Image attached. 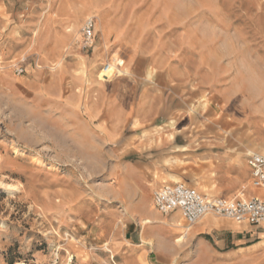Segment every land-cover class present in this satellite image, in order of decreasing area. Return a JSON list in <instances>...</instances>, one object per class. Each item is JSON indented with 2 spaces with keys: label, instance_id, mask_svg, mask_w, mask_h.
I'll list each match as a JSON object with an SVG mask.
<instances>
[{
  "label": "rangeland",
  "instance_id": "obj_1",
  "mask_svg": "<svg viewBox=\"0 0 264 264\" xmlns=\"http://www.w3.org/2000/svg\"><path fill=\"white\" fill-rule=\"evenodd\" d=\"M263 152L264 0H0V264H264L153 202Z\"/></svg>",
  "mask_w": 264,
  "mask_h": 264
},
{
  "label": "built area",
  "instance_id": "obj_2",
  "mask_svg": "<svg viewBox=\"0 0 264 264\" xmlns=\"http://www.w3.org/2000/svg\"><path fill=\"white\" fill-rule=\"evenodd\" d=\"M94 28V18L86 19L81 28L83 49L93 46ZM247 166L250 168L251 187L264 192V152L250 155ZM153 202L157 211L163 215L180 213L188 227L210 216L238 225H260L264 222V197L260 196H208L182 184H174L157 190L153 195Z\"/></svg>",
  "mask_w": 264,
  "mask_h": 264
},
{
  "label": "crops",
  "instance_id": "obj_3",
  "mask_svg": "<svg viewBox=\"0 0 264 264\" xmlns=\"http://www.w3.org/2000/svg\"><path fill=\"white\" fill-rule=\"evenodd\" d=\"M219 154V153H217ZM220 156L216 164L211 169V176L209 180L214 184L215 188L218 190V196H237L243 195L244 197L249 196H260L264 197V192L253 189L250 184V168L247 164L241 163L240 167H237L236 163L233 161L232 157L229 155ZM249 185L246 187V185ZM260 191V192H259ZM208 217H205L199 224H196L193 233L205 232L208 229H212L214 226L213 222H205ZM204 221V222H203ZM194 226V225H193ZM215 228V227H214ZM189 230H187L188 232ZM235 230H228L227 232H234ZM224 240L220 243L224 245ZM264 240L257 239H245L231 241L234 246L231 249L226 250L225 256L228 258L231 256V252L241 251L246 255V259L251 255L261 252L264 249Z\"/></svg>",
  "mask_w": 264,
  "mask_h": 264
},
{
  "label": "bare ground",
  "instance_id": "obj_4",
  "mask_svg": "<svg viewBox=\"0 0 264 264\" xmlns=\"http://www.w3.org/2000/svg\"><path fill=\"white\" fill-rule=\"evenodd\" d=\"M115 71L118 74V77L125 75V71L118 70L115 68L114 65L110 64V65H107V69L105 67L101 72L98 73V75L96 77L97 83L100 85L103 82H108L110 80V78L113 77V74L115 73ZM173 180H175V179H173ZM210 217H214V216H210ZM173 223H178V221L173 222ZM178 241H180V240H178Z\"/></svg>",
  "mask_w": 264,
  "mask_h": 264
}]
</instances>
